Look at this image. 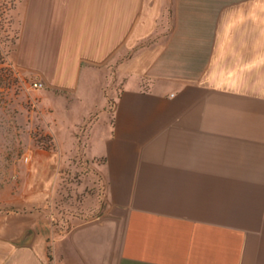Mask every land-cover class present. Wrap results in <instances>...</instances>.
Here are the masks:
<instances>
[{"label": "crops", "instance_id": "1", "mask_svg": "<svg viewBox=\"0 0 264 264\" xmlns=\"http://www.w3.org/2000/svg\"><path fill=\"white\" fill-rule=\"evenodd\" d=\"M13 12L55 149L0 211V264H264V0ZM78 157L101 177L99 218L58 206L57 168Z\"/></svg>", "mask_w": 264, "mask_h": 264}, {"label": "rangeland", "instance_id": "2", "mask_svg": "<svg viewBox=\"0 0 264 264\" xmlns=\"http://www.w3.org/2000/svg\"><path fill=\"white\" fill-rule=\"evenodd\" d=\"M13 9L14 0H0V211L10 213L17 212L11 203L26 180L34 155L55 149L51 98L45 83L30 69V63L13 59L18 36ZM34 82H42L44 87L35 89ZM59 109V119H65L63 106ZM96 169L81 157L57 168L58 206L69 215L99 218L103 199Z\"/></svg>", "mask_w": 264, "mask_h": 264}, {"label": "built area", "instance_id": "3", "mask_svg": "<svg viewBox=\"0 0 264 264\" xmlns=\"http://www.w3.org/2000/svg\"><path fill=\"white\" fill-rule=\"evenodd\" d=\"M44 87V84L42 82H34L33 83V88L35 89H41Z\"/></svg>", "mask_w": 264, "mask_h": 264}]
</instances>
